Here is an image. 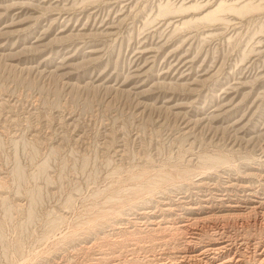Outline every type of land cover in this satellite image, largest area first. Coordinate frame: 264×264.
Wrapping results in <instances>:
<instances>
[{
  "label": "rangeland",
  "instance_id": "obj_1",
  "mask_svg": "<svg viewBox=\"0 0 264 264\" xmlns=\"http://www.w3.org/2000/svg\"><path fill=\"white\" fill-rule=\"evenodd\" d=\"M241 180L264 199V0H0V264H157Z\"/></svg>",
  "mask_w": 264,
  "mask_h": 264
},
{
  "label": "bare ground",
  "instance_id": "obj_2",
  "mask_svg": "<svg viewBox=\"0 0 264 264\" xmlns=\"http://www.w3.org/2000/svg\"><path fill=\"white\" fill-rule=\"evenodd\" d=\"M231 184L233 185V183ZM239 184L241 189L238 188V190L241 195L237 199L230 198L227 203L225 202L227 208L225 211L229 213L217 217L211 216L212 218H202L200 221L190 219L188 216V219L185 217V220L178 223L179 226L177 227L182 232L190 234L189 239L186 240V245L184 244V251H180L179 254L176 253L177 256L168 257L166 255L164 260L160 259L159 256L158 260H160L157 264H264V199L256 197L253 190L251 191V186L245 185L242 180ZM252 197H256L257 200L255 198L256 201H253ZM199 205L201 206V204ZM200 209H198V213ZM205 209L207 210V208ZM202 211L205 210L202 209ZM257 228L263 233L259 234ZM198 241H203V244L197 245ZM161 244L163 243L161 242ZM164 244L167 243L164 242ZM98 256L100 258H97L95 264H134L128 259L122 261V257H127L121 253L112 252L106 255L100 252ZM101 256L103 257L101 258Z\"/></svg>",
  "mask_w": 264,
  "mask_h": 264
}]
</instances>
